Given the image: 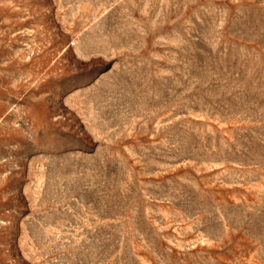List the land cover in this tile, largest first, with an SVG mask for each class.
Listing matches in <instances>:
<instances>
[{
    "label": "rangeland",
    "instance_id": "obj_1",
    "mask_svg": "<svg viewBox=\"0 0 264 264\" xmlns=\"http://www.w3.org/2000/svg\"><path fill=\"white\" fill-rule=\"evenodd\" d=\"M0 264H264V0H0Z\"/></svg>",
    "mask_w": 264,
    "mask_h": 264
}]
</instances>
